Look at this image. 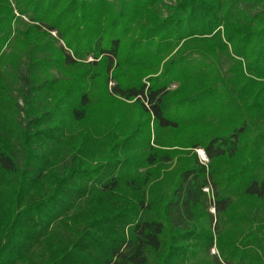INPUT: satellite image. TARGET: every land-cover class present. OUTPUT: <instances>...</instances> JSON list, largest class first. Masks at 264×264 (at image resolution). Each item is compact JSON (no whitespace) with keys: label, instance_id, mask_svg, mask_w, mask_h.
Listing matches in <instances>:
<instances>
[{"label":"trees","instance_id":"1","mask_svg":"<svg viewBox=\"0 0 264 264\" xmlns=\"http://www.w3.org/2000/svg\"><path fill=\"white\" fill-rule=\"evenodd\" d=\"M13 1L0 0V63L14 46L19 87L4 90L0 71V104L9 96L22 132L12 141L0 128V170L15 176L22 198L8 217L0 210V264L23 258L16 241L29 221L55 258L44 264H76L80 244L72 252L52 226L80 197L84 233L108 226L101 248L86 238L103 253L99 262L88 252L90 264H151L150 253L161 255L159 264H187L215 243L212 264H264V231L240 240L217 223L215 242L211 227L230 216L241 232L243 223L264 222L256 213L264 211V0H175L166 17L163 0ZM225 60L232 64L223 73ZM127 107L140 115L135 128L129 115L115 123ZM60 109L69 133L55 157L46 151L57 152L60 135L50 133ZM175 145L203 148L209 164L164 149ZM176 157L177 174L156 182ZM250 201L261 205L241 212ZM33 236L25 237V253Z\"/></svg>","mask_w":264,"mask_h":264},{"label":"rangeland","instance_id":"2","mask_svg":"<svg viewBox=\"0 0 264 264\" xmlns=\"http://www.w3.org/2000/svg\"><path fill=\"white\" fill-rule=\"evenodd\" d=\"M13 1V0H12ZM110 1H114V0H110ZM164 2L160 4V9L162 12V16L166 17L170 11L171 8L176 6V1L175 0H163ZM119 2V1H118ZM12 6H14L15 8V12L16 15L19 16L18 10H17V6L16 3L13 1L12 2ZM258 9L262 10V6L260 8V6H258ZM252 12V14L255 13V10L251 9L250 10ZM24 21H28V19L26 17H24L23 19ZM21 30H25V28L23 29V27L21 26ZM53 36H57L56 32L52 33ZM58 46L63 45V42H60L57 44ZM6 52L8 53V55H11L10 57L7 56L8 60L7 62L3 60L2 63H0V71L1 74L3 75V78L5 80L4 82V90H12V92L14 93V91L19 87V81L15 75V70L13 69V65L10 62L11 59H15L19 53L17 54L16 48L10 47L8 49H6ZM175 53V51L173 52V54ZM166 61V60H165ZM231 62H229L228 60H225L223 63L220 64V68L222 69L223 73L229 68V66H231ZM48 73H51L56 79H63L65 77V73H63L62 71H57V69H49ZM112 86V83L110 84ZM178 88V84L175 83L172 85V89H177ZM16 96V95H15ZM9 96H6L4 101L0 104V128L6 132H8V134L11 137L12 141H16V134H19L20 129L17 126L16 120L14 118V114L12 113L11 108L9 107V101H8ZM22 100V99H21ZM22 104V102H21ZM128 105L132 106V104L129 102H127ZM59 114H64L62 117L59 118V120L54 121L53 123H51V125H54L56 127V129L54 131H51V137L52 138H59L58 136L60 135V141L57 143V152H51L50 148L47 149V153H50V156L55 155V157H57L59 155V148H60V144L62 142V140L65 138V136H68V130H69V117L68 115H65V113H63V111L60 109L59 110ZM117 115L116 116V120L115 123H117V121H120V118H125L127 115H129L131 117L132 120H130L131 124H132V128H135L137 126V122L140 119V115L138 114V112L136 111L135 108H124L122 112L117 111ZM120 117V118H119ZM129 129H130V123H129ZM62 131V133L60 134V132ZM23 135V133H21V136ZM20 142V140H19ZM15 149H20V146L16 145V143H14ZM12 146V147H13ZM164 149L166 150H185V152H188L189 156H193V154H196L199 161L202 164H209V160L203 159L202 157L199 156L198 154V150H204L201 147L198 148H193V147H189V148H183L180 147L179 145H175V146H168V147H164ZM128 154V153H127ZM121 154L120 156L125 158L128 157L130 154ZM127 155V156H126ZM55 157H50L49 161L53 162ZM178 157H176L174 160H172L171 163H169L168 165L164 166V168L162 169V173L159 176L160 178L157 179L158 175L157 173L155 174L156 177V182L157 181H161V179L163 178L164 174L167 172H174L175 174H177V167H178ZM41 163V161H40ZM47 167V166H46ZM143 171V170H142ZM127 179H129V175L126 174L125 175ZM18 181V179L16 180V182ZM125 185H123L122 189L126 190V187H124ZM19 187V186H18ZM42 186L41 184H38L35 189H33V191L30 193L32 194V196L34 197V199H38L40 193H42ZM67 192V191H66ZM125 192V191H123ZM149 194V191H148ZM149 197H151V194H149ZM22 198L21 193H18L17 191V185L15 183V176L8 174V173H4L3 171L0 170V210H1V215L5 218L8 217L10 213L13 212L14 208H15V202L17 201L18 203L20 202ZM40 199V198H39ZM85 197H80L77 201L73 200V205H75V207L73 208H69L66 209L64 211V213L62 214L63 216L61 217V219H59L57 222L53 223L52 229L54 230V232H56L60 237L59 240L61 241H66L67 242V246L70 247V249L72 250V252L75 250V248H73L74 246L71 245L73 242H76V244H80L79 250H78V257L76 259V264H90L91 263V257L86 259L85 256L86 254L92 253V257L93 258H97V260L100 262L103 259V253L100 251H97V249L99 248V246H94V244L92 243V241H88L86 238L88 237L89 233L90 236H93V240L98 241V243L100 244V248L102 246V244L106 243V239L104 238V233H105V229H108V226L104 227L103 229V233L101 232V230L98 228V226L96 227H92L90 228V232H87L86 234L84 233V230L87 227V223L88 221L86 220V218L83 216H77V212H81L82 210H85L86 207V203H85ZM243 204V203H241ZM250 205V207H254L253 209H257V207H259L261 204L257 203L256 201L249 203H245L243 204L241 208V212H244L245 209H248L247 207ZM78 209V210H77ZM243 210V211H242ZM250 210V209H249ZM253 211V210H252ZM208 212L214 214L216 216V212L215 209L213 207H210V209H208ZM256 212V211H254ZM75 213V216H73V214ZM236 213V212H233ZM256 213L259 214V218H264V211H257ZM45 214L47 216V218L52 216V212L50 211V209L47 207L45 210ZM72 215V216H71ZM234 215V214H233ZM257 215V214H255ZM71 216V217H70ZM251 216H254V213H252ZM68 217V218H67ZM232 217V216H230ZM228 217V219H226L224 217V219L220 220V218H218V222L214 221L212 224V230H213V235H214V239L215 242H217L218 239V224L220 227V231L221 232H225L226 234H230V235H234V236H238L240 240H243L246 238L247 235H249V233H258L261 234L263 236V231H264V222L261 220L258 221H253V224L251 225L250 223H243L244 225L242 227H245V231L241 232L239 230V227H236V225L234 226L233 222L230 220L231 218ZM64 218V219H62ZM95 223V222H94ZM97 223V222H96ZM95 223V225H97ZM218 223V224H217ZM32 222L29 221L28 225L26 224L25 228H22L19 233H18V239L16 241V245H19V250L20 253L23 255L22 259H19L17 261L16 264H44V261L47 260L49 261V259H51V262L53 263L55 261V258L52 257L51 252H48L46 250L47 246L45 243L41 242V237H39L37 239V236H35V234H33V228H32ZM110 227V226H109ZM217 228V230H216ZM118 229V228H117ZM249 229V230H248ZM254 229H257L256 231H254ZM235 230V231H234ZM124 235L126 237L130 236V227L127 225L124 229ZM250 231V232H249ZM254 231V232H253ZM107 232V231H106ZM27 233H30L31 235H34L33 237H35L37 240L31 245V248L28 252H24V249L22 248V245L24 244L25 241V237L27 235ZM263 233V234H262ZM82 234V235H81ZM103 234V235H102ZM79 236H81V238H79ZM262 245V244H261ZM264 245V242H263ZM61 245H57V243H55V254L57 252L56 248H59ZM262 248V246H261ZM264 250V249H263ZM263 250H259L261 257L264 258V251ZM54 251V250H53ZM217 254L219 255V251L218 248L215 246L210 250V252H206L204 250H200L197 257L195 259H191V260H187L186 263L187 264H212V259H213V255ZM80 255H82V257H80ZM19 256V253L15 250L14 252V257L16 260L17 257ZM160 254H149V258H150V262L151 264H159L160 263ZM50 257V258H49ZM98 262V263H99ZM51 264V263H50ZM97 264V263H96Z\"/></svg>","mask_w":264,"mask_h":264},{"label":"built area","instance_id":"3","mask_svg":"<svg viewBox=\"0 0 264 264\" xmlns=\"http://www.w3.org/2000/svg\"><path fill=\"white\" fill-rule=\"evenodd\" d=\"M198 154L200 157H202L203 159H206L208 160L207 156H206V153L204 150H198ZM205 191L209 192V189H205Z\"/></svg>","mask_w":264,"mask_h":264}]
</instances>
